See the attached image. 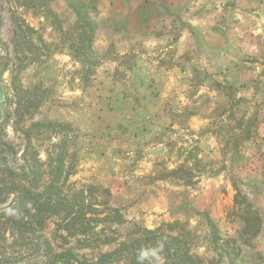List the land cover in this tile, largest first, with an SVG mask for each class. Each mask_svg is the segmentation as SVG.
<instances>
[{
    "label": "rangeland",
    "instance_id": "rangeland-1",
    "mask_svg": "<svg viewBox=\"0 0 264 264\" xmlns=\"http://www.w3.org/2000/svg\"><path fill=\"white\" fill-rule=\"evenodd\" d=\"M124 244L264 264V0H0V264Z\"/></svg>",
    "mask_w": 264,
    "mask_h": 264
},
{
    "label": "trees",
    "instance_id": "trees-1",
    "mask_svg": "<svg viewBox=\"0 0 264 264\" xmlns=\"http://www.w3.org/2000/svg\"><path fill=\"white\" fill-rule=\"evenodd\" d=\"M53 184L50 187H52ZM25 197L27 198V201H31L33 202V206H34V209H35V215L34 217H41L43 218V216L45 215V213L47 214H51V213H55V214H58L60 215V210L58 209V207L61 205V202H57V200L53 199L52 198V194H49L45 197V199H43V196L42 194H36L34 196H31L30 194H27L25 195ZM237 200V198H236ZM70 206V205H69ZM66 211H67V215L65 217L62 218V221L67 219L69 217V213H71V210L73 209L72 207H69V208H65ZM75 217V216H74ZM72 218L68 220L67 224H71L72 226H74L76 223H75V218ZM85 218V217H84ZM68 227V226H66ZM64 228V229H67V228ZM145 233L149 234L154 241H157V240H163V242H161V244H163V247H162V252H160L161 254H164V255H167L166 257H169V258H173L175 257L176 255L179 254V252H182L181 251V246L180 244L178 243V240L176 238H173V237H170V236H167V235H158L157 233L155 232H152V231H148V230H145ZM171 246H173V250H171ZM126 247V245H120L116 250L110 252V253H107V254H103L100 256V258L97 259V262L95 264H106L108 263L110 260L113 261L114 257L119 255L121 251H123V249ZM50 252H48V259H50ZM183 255H184V263L185 264H198V261L196 259H194L191 255H188L187 251H183ZM65 255L64 254H59V258L54 255L53 258H55V261H58V259L61 260H64V257Z\"/></svg>",
    "mask_w": 264,
    "mask_h": 264
}]
</instances>
